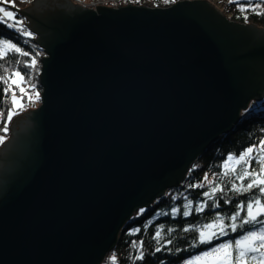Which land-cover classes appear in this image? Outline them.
Listing matches in <instances>:
<instances>
[{
	"label": "water",
	"instance_id": "1",
	"mask_svg": "<svg viewBox=\"0 0 264 264\" xmlns=\"http://www.w3.org/2000/svg\"><path fill=\"white\" fill-rule=\"evenodd\" d=\"M118 7H11L45 56L41 104L0 149V264H101L264 97V27L208 0Z\"/></svg>",
	"mask_w": 264,
	"mask_h": 264
},
{
	"label": "trees",
	"instance_id": "2",
	"mask_svg": "<svg viewBox=\"0 0 264 264\" xmlns=\"http://www.w3.org/2000/svg\"><path fill=\"white\" fill-rule=\"evenodd\" d=\"M28 1V0H26ZM179 1L184 0H153V6L168 7L174 5ZM230 20L241 24H255L258 27H264V15H257L249 11L248 18L245 19L244 15L240 12L238 4L251 3L255 5L261 3V0H237V3L229 4L228 0H211ZM29 3V1H28ZM156 4V5H155ZM170 4V5H169ZM9 6V5H8ZM10 7V6H9ZM16 19L22 20L23 25L17 27L9 26L12 21L8 23L0 22V39H7L15 43L23 51L28 52L29 56H23L20 53L9 51L6 56L0 57V75H5V69L8 70L7 74H11L14 70H19L25 79L24 85L30 83L36 84V90L42 94L43 88L40 85V73L42 66V58L45 52L42 47L36 42V35L28 28L27 20L19 12L15 11ZM2 15V14H0ZM24 30L32 33V36H25ZM37 57V69L26 66L25 62L31 60V56ZM38 73V74H37ZM6 85L0 81V111L4 113V118L0 119V137H4L3 142H0V149L3 144L9 140L11 136V125L14 120L21 116L29 108H37L41 104V97L37 101L38 106H31L27 104V97L25 98L26 107L24 110L13 116L12 120L8 122L6 115L8 109L11 107L9 100L6 98L11 93L5 94L4 88ZM20 87V86H19ZM19 87L13 85V89L17 90ZM30 91L32 89L30 88ZM7 123L8 131L5 133L2 129ZM264 140V97L260 100H251L247 108L241 110V117L238 123L229 132L220 136L217 142L209 146V148L196 160L191 167L186 180L181 186L173 189H168L161 197L153 200L149 205L136 209L132 216L126 221L121 229L118 239L110 252L104 259V263L112 264L111 257L113 254L117 257V264H181L183 261L193 258L200 252L206 250L212 245L226 241L228 239L238 238L239 234L245 230L251 229L253 226L245 225L243 229L238 232H229L228 236L221 237L219 240H214L212 245L199 244L192 246L198 238V231H184L195 226L197 229L200 225L208 223L211 219L215 218L216 214L225 215L226 223L227 216L231 215L236 210V205L240 201L247 202L254 192L236 195L228 188L231 186V180L235 177L223 178L225 185L226 195L217 193L220 207L213 209L211 207L212 201H208V207L203 212H196L195 207L197 203L206 199L202 193L209 190V186L205 182V187H188L190 184H199L203 182L205 174L208 179L212 180L217 173L223 171L221 165L230 153L239 155L242 151L252 145H259V142ZM253 167H257L253 161ZM219 182V177H217ZM237 184L241 183L236 181ZM247 183V180L244 181ZM187 199L193 200L192 214L185 217L182 215L184 211L183 205ZM231 199V203L226 201ZM173 207L180 208V214L171 215ZM141 209L143 213L141 214ZM161 213H169V215H162ZM246 213H241L243 217ZM264 218V217H262ZM239 224V220L237 221ZM164 225L160 240L155 239V232L160 225ZM258 227V226H257ZM139 228L140 231L134 235L130 234L131 230ZM173 231L169 232L168 230ZM144 241L143 251L145 257L143 260H135L134 257L138 254L137 249L131 246L132 241ZM171 240L172 243H167ZM161 247V251L156 252L155 249Z\"/></svg>",
	"mask_w": 264,
	"mask_h": 264
},
{
	"label": "snow or ice",
	"instance_id": "3",
	"mask_svg": "<svg viewBox=\"0 0 264 264\" xmlns=\"http://www.w3.org/2000/svg\"><path fill=\"white\" fill-rule=\"evenodd\" d=\"M229 4L237 3V0H228ZM11 3L13 7L16 5V0H0V22L8 23L11 27H17L23 25L22 20L16 19V13L7 10L3 5ZM240 12L244 15V18H248L249 11L257 15H264V0L261 3L252 5L251 3L238 4ZM25 36H32V33L24 30ZM9 51L20 53L23 56H29L28 52L23 51L15 43L7 39H0V57L6 56ZM26 66L37 69V57L31 56V60L25 62ZM5 75H0V81L6 85L4 88L5 94L11 93L10 96L6 95L11 107L7 111L6 120L10 122L13 116L17 115L19 111H22L27 104L34 103L40 99V93L36 90V84L30 83L29 87L32 92L29 93L24 87H19L21 83L25 82L23 74L19 70H14L10 75L7 74L8 70L5 69ZM38 74V73H37ZM13 85L19 87L20 96L16 95ZM25 97L27 102L25 103ZM4 118V113L0 111V119ZM5 133L8 131L7 123L2 129ZM4 137H0V142H3ZM253 161L257 167H253ZM223 171L214 176L212 180L208 179L205 174L203 182L199 184H190L188 187H205V182L209 186V190L202 193L206 199L197 203L195 211L200 213L208 207V201H212L211 207L213 209L219 208V200L217 199V193L226 195L225 185L223 178L235 177L231 180V186L228 191L242 195L244 193L253 192L252 197L245 201H240L236 205V210L229 216H227L230 223L225 222V215L216 214L215 218L210 222L204 223L197 229L193 226L190 229L184 231H198V238L192 246H198L199 244L212 245L214 240H219L221 237L228 236L229 232L236 233L239 229H243L245 225L253 226L251 229L241 232L238 238L228 239L218 244L212 245L206 250L200 252L190 260L186 261V264H264V140L259 142V145H252L242 151L239 155L230 153L221 165ZM219 177V182H217ZM247 180L245 184L244 181ZM236 181L241 183L237 184ZM186 203L183 205L184 211L182 215L187 217L192 214L193 200L185 197ZM231 203V199L226 201ZM141 209V214L143 213ZM246 213L243 217L241 213ZM162 215H169V213H161ZM171 215L180 214V208L173 207L171 209ZM239 220V224L237 221ZM258 226V227H257ZM164 225H160L155 232V239L160 240L162 238L161 233ZM140 229L136 228L131 230L132 235L139 232ZM173 231L172 229L168 230ZM167 243H172L168 240ZM131 246L137 249L138 254L134 257L135 260H143L145 253L143 251L144 241H132ZM156 252L161 251V247L155 249ZM112 264H117V257L115 254L111 257Z\"/></svg>",
	"mask_w": 264,
	"mask_h": 264
},
{
	"label": "built area",
	"instance_id": "4",
	"mask_svg": "<svg viewBox=\"0 0 264 264\" xmlns=\"http://www.w3.org/2000/svg\"><path fill=\"white\" fill-rule=\"evenodd\" d=\"M71 1L74 4L93 10H97V5L113 8H119L118 6H127L128 4H133V6L159 7L153 6L151 4L153 0H81L79 2L76 0Z\"/></svg>",
	"mask_w": 264,
	"mask_h": 264
},
{
	"label": "rangeland",
	"instance_id": "5",
	"mask_svg": "<svg viewBox=\"0 0 264 264\" xmlns=\"http://www.w3.org/2000/svg\"><path fill=\"white\" fill-rule=\"evenodd\" d=\"M28 1H29V3H28ZM28 1H26V0H16V5H15V7H13V5L11 4V3H9V4H7V5H3L4 7H6V9L7 10H11V11H13V12H15V10L14 9H12L11 7H13V8H16V9H22V8H24V7H26V5H30L31 3H32V0H28ZM76 1H81V0H76ZM208 1H211V0H208ZM213 3V2H212ZM174 4H176V3H174ZM10 7H9V6ZM170 5V4H169ZM20 87H24L29 93H31L32 91H30V87H29V85H24L23 83H21L20 84ZM15 90V89H14ZM37 91H39V90H37ZM15 92H16V95L17 96H20V93H18L17 92V90H15ZM39 93H40V97H41V92L39 91ZM26 98V97H25ZM38 106V104H37V101H35L34 103H31V106ZM38 108V107H37ZM31 110L32 109H35V108H30ZM191 259V258H190ZM190 259H187V260H185V261H183L181 264H186V261H188V260H190ZM101 264H107V263H104V262H102Z\"/></svg>",
	"mask_w": 264,
	"mask_h": 264
},
{
	"label": "bare ground",
	"instance_id": "6",
	"mask_svg": "<svg viewBox=\"0 0 264 264\" xmlns=\"http://www.w3.org/2000/svg\"><path fill=\"white\" fill-rule=\"evenodd\" d=\"M26 6H28V5H26ZM168 7H170V6H168ZM148 8H166V7L159 6V7H148Z\"/></svg>",
	"mask_w": 264,
	"mask_h": 264
}]
</instances>
